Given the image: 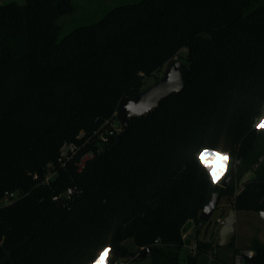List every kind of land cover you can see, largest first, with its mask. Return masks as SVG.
I'll list each match as a JSON object with an SVG mask.
<instances>
[{
    "label": "trees",
    "instance_id": "trees-1",
    "mask_svg": "<svg viewBox=\"0 0 264 264\" xmlns=\"http://www.w3.org/2000/svg\"><path fill=\"white\" fill-rule=\"evenodd\" d=\"M73 11V0H0V199L20 193L0 205V264H89L104 246L109 264L137 262L146 248L152 264H180L190 222L198 235L186 263L214 257L199 216L215 193L237 211H264V130L254 128L264 0H141L62 37L59 21ZM175 58L190 69L185 89L131 118L121 142L109 135L120 102ZM65 143L79 152L61 166ZM204 148L236 165L227 188L199 163ZM88 151L95 158L79 172ZM251 250L245 264H264V244Z\"/></svg>",
    "mask_w": 264,
    "mask_h": 264
},
{
    "label": "water",
    "instance_id": "water-1",
    "mask_svg": "<svg viewBox=\"0 0 264 264\" xmlns=\"http://www.w3.org/2000/svg\"><path fill=\"white\" fill-rule=\"evenodd\" d=\"M189 75V67L180 59L175 58L171 63L168 64L163 73V76L158 81H156L154 85L141 90L134 97H125L120 102L116 114V121L119 123L122 129V132L117 135L118 141L121 142L123 137L128 132L131 118L143 117L144 115L157 109L163 100L172 95L180 94L190 82ZM129 103H132L134 106L141 107L145 110L132 112L126 107ZM235 173L236 165H233L218 185L223 188H227L233 180ZM219 199L220 193H215L211 201L204 207L199 216V219L202 222L199 225V228H202L203 224H209L211 222L217 210ZM261 218L264 219V217L262 216ZM197 235L198 231L195 230L191 236V241H195ZM149 256L150 249L146 248L141 253H139L137 259L142 260Z\"/></svg>",
    "mask_w": 264,
    "mask_h": 264
},
{
    "label": "rangeland",
    "instance_id": "rangeland-1",
    "mask_svg": "<svg viewBox=\"0 0 264 264\" xmlns=\"http://www.w3.org/2000/svg\"><path fill=\"white\" fill-rule=\"evenodd\" d=\"M5 2H17V3H23L24 0H4ZM141 0H73L74 4V11L71 14H68L64 17H62L59 21L60 25L62 26V34L61 36H65L75 28H78L80 26L92 24L95 22H98L100 19H102L107 13H109L112 9L122 6V5H127V4H132L139 2ZM188 54V50L184 48L179 55L186 57ZM166 67L162 69L160 72H158L155 76L150 77L146 80L144 89L154 85L156 81H158L162 76L165 71ZM118 123L116 122L115 127H117ZM17 192V191H16ZM225 197L222 198L221 203ZM228 200V199H227ZM219 210V208H218ZM219 213V212H218ZM218 213H216L210 224H211V230L212 232L215 230L214 224L218 218ZM250 233H253L254 231L258 233V230L256 228V225L250 224ZM221 230L218 232L221 237L224 235H228L227 240H221V247L220 250L217 251V257L219 262H215L213 264H232L231 262V253L233 251V246L231 245L232 240L236 238L235 235V229L234 228H226V227H221ZM246 236L241 235L244 240H248V237L250 236L248 232H246ZM225 237V236H224ZM201 239V236L199 237ZM132 249H134L133 244H129ZM186 250L185 248L183 249L181 253V259H180V264H187L186 259H187V252L190 251ZM128 264H152V260L150 257H146L142 260H139L137 262H128ZM198 264H208L207 262H204L202 256L199 257ZM234 264V262H233Z\"/></svg>",
    "mask_w": 264,
    "mask_h": 264
},
{
    "label": "crops",
    "instance_id": "crops-1",
    "mask_svg": "<svg viewBox=\"0 0 264 264\" xmlns=\"http://www.w3.org/2000/svg\"><path fill=\"white\" fill-rule=\"evenodd\" d=\"M262 116H264V113L262 114ZM259 119L256 121V123L259 121ZM230 168H231V166H230V157H229V169ZM226 174L227 173H225V175ZM252 177H253V172L247 173L244 176L241 183L249 181ZM217 184H219V183H217ZM221 200H222V198L219 201V210L217 209L215 214L219 212L217 220L222 219L223 221H225V224H223V225L218 224L217 220H216L214 227H215V230H217V232H215V231L212 232V230L210 228L208 232H206L204 229V231L201 234H199V237L201 236V239H206V240L211 239L219 246V248L216 250V252L214 254V257L209 256V255H202L204 262H207L208 264H213L217 261L219 262L218 257H217V251L220 250L221 242L228 239V235H224L225 237L224 236L221 237L219 235L218 232L221 230L220 229L221 227H226V228H230V229L234 228L235 229L236 238H234V240H232L233 244H231L233 246V251L231 253L232 254L231 255L232 256L231 257L232 264L234 262V258H235V254H236L237 249L238 250L251 249L253 241L256 239H258L262 244H264V219L261 218L260 213H257L254 211H237L231 205V202L229 200H227L225 198L222 203H221ZM250 224L256 225L258 233L255 231L253 233H250V228H251ZM186 228H187V230H186L184 237L187 238L189 236H192L193 232L197 229V225L194 222H190V223H188ZM246 232H248L250 235L248 237L247 241L244 240L241 236V235L246 236L247 235V234H245ZM220 239L223 241H221ZM195 246H196L195 242L192 241L191 243H187V245L185 246V249L186 250H189V249L192 250V249H194ZM223 264H226V263H223Z\"/></svg>",
    "mask_w": 264,
    "mask_h": 264
},
{
    "label": "built area",
    "instance_id": "built-area-1",
    "mask_svg": "<svg viewBox=\"0 0 264 264\" xmlns=\"http://www.w3.org/2000/svg\"><path fill=\"white\" fill-rule=\"evenodd\" d=\"M117 122V121H116ZM115 122V124H116ZM118 123V122H117ZM113 127V129L108 133L109 135H113L114 133L120 134L122 132V129L119 125ZM81 137V136H80ZM104 143H108L109 141V136L104 135L102 138ZM79 152V146L76 143H65L61 148H60V153L58 157V165L65 166L68 162H71L75 159L76 155ZM95 153L93 151H88L82 154L79 158V160L76 162V166L79 172H82L86 164L93 160L95 158ZM49 171L47 172L46 175V182H49L50 179H52L55 174V167L52 166L51 164L48 165ZM241 189V188H240ZM237 192H239V190ZM73 194V189L68 188L67 192L65 193L66 196L70 197ZM20 196V193L17 191H11V192H5L4 196L2 199H0V205H8L11 204L12 202L16 201ZM59 199L58 196L54 197V201H57ZM218 224H225V221L222 219L217 220ZM196 247V246H195ZM194 249L192 250H195ZM254 257V251L251 249H242L238 253L235 254L234 258V264H245L247 259H252ZM120 264H127V263H120Z\"/></svg>",
    "mask_w": 264,
    "mask_h": 264
},
{
    "label": "snow or ice",
    "instance_id": "snow-or-ice-1",
    "mask_svg": "<svg viewBox=\"0 0 264 264\" xmlns=\"http://www.w3.org/2000/svg\"><path fill=\"white\" fill-rule=\"evenodd\" d=\"M132 112H139L145 110L141 107H136L132 103L127 104L126 106ZM257 128L264 130V118L257 122ZM218 157H224L223 165L224 167L221 169L218 164L215 163ZM198 159L200 160L201 165L207 169L208 174L211 178V182L213 184H217L224 177L225 173L229 170V158L228 154L217 152L215 150L203 149L200 151L198 155ZM207 211V209H206ZM106 251L110 252L111 248L106 249Z\"/></svg>",
    "mask_w": 264,
    "mask_h": 264
},
{
    "label": "clouds",
    "instance_id": "clouds-1",
    "mask_svg": "<svg viewBox=\"0 0 264 264\" xmlns=\"http://www.w3.org/2000/svg\"><path fill=\"white\" fill-rule=\"evenodd\" d=\"M262 118H264V116H262L259 120H261ZM256 125H257V123L254 124L255 130L257 132L261 131V129H258ZM204 149H208V148H204ZM217 152L225 153L223 151H217ZM199 153H198V155H199ZM228 158H229V154H228ZM223 160H224V157H218L217 160L215 161V163L218 164L221 169L224 167ZM199 163H200V160H199ZM261 216L264 217V212H261ZM109 248H111V247L110 246H104L101 250L98 251L97 256L93 260H91L89 262V264H109L111 252H112V249L110 252L106 251V249H109Z\"/></svg>",
    "mask_w": 264,
    "mask_h": 264
}]
</instances>
